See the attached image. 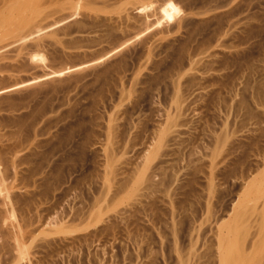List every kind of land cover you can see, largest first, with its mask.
Masks as SVG:
<instances>
[{
	"label": "rangeland",
	"instance_id": "obj_1",
	"mask_svg": "<svg viewBox=\"0 0 264 264\" xmlns=\"http://www.w3.org/2000/svg\"><path fill=\"white\" fill-rule=\"evenodd\" d=\"M28 1L0 27V264H264V0Z\"/></svg>",
	"mask_w": 264,
	"mask_h": 264
},
{
	"label": "bare ground",
	"instance_id": "obj_2",
	"mask_svg": "<svg viewBox=\"0 0 264 264\" xmlns=\"http://www.w3.org/2000/svg\"><path fill=\"white\" fill-rule=\"evenodd\" d=\"M28 0H2V1H0V27H2V26H6V29H8L9 27V25H10V27L11 26H13V27H16V23L18 22V21H21V23H23L25 20H26V18H28L27 17V13H29V12H27V10L28 9H30L29 7V4H30V2H29V4H28ZM29 6V7H28ZM4 12H6L7 13V15H6V13L4 14ZM3 14L6 16V17H9V18H6V17H4L3 16ZM9 15V16H8ZM16 16L17 17H20L21 19L22 18H24V19H17L16 18ZM26 16V17H25ZM6 18V19H5ZM11 18V19H10ZM9 21H8V20ZM16 19H17V21H16ZM13 20V21H12ZM15 20V21H14ZM11 21L12 22H16V23H14L15 24V26L13 25V24H11ZM23 21V22H22ZM26 22V21H25ZM27 23V22H26ZM26 23H24V24H26ZM1 29H3V28H1ZM10 29H12V27L10 28ZM20 45H21V43H19ZM24 45V44H23ZM20 47V46H19ZM179 82V81H178ZM172 83V82H171ZM176 83V82H175ZM174 82L172 83L173 85H178L177 83L175 84ZM124 84V83H123ZM122 88H124V87H122ZM123 91V90H122ZM124 92H122V94H123ZM111 130V129H110ZM113 131H114V129H112ZM111 130V131H112ZM110 131V132H111ZM112 133V132H111ZM164 133H168V132H164ZM163 133V134H164ZM162 134V135H163ZM169 134V133H168ZM168 134H167V137H168ZM115 135V134H114ZM166 136V135H165ZM167 140H168V138H160V140H159V143H158V146H163V145H165V143L167 142ZM1 182H2V179H1ZM13 186V185H12ZM13 188V187H12ZM11 189V187L10 188H8L7 186L3 189V192H4V194H3V198H4V200L5 199H7L8 198V196L10 195V190ZM14 189V188H13ZM11 212V211H10ZM242 214V213H241ZM14 215V214H13ZM239 218H241V217H239ZM237 220H239V219H237ZM235 223H238V222H236L235 221ZM234 226V225H233ZM236 226V225H235ZM16 228H19V227H16ZM231 228H232V226H231ZM15 230V229H14ZM18 230V232H20V230L19 229H17ZM15 233H17L16 231H14ZM14 235V234H13ZM21 234H18V236H20ZM15 237V236H14ZM17 237V236H16ZM20 237H22V235L20 236ZM19 240L21 239V238H18ZM17 239V240H18ZM29 239H30V237H29ZM16 240V241H17ZM18 240V242L20 243H22V239L19 241ZM233 241V240H232ZM20 243V244H21ZM25 243H26V241H25ZM24 243V244H25ZM231 243V242H230ZM15 244H17V242L15 243ZM233 244V243H232ZM232 244H230L231 245V247H233L232 246ZM236 244V243H235ZM17 245H15V247H16ZM18 246H20L19 244H18ZM22 246V245H21ZM235 246V245H234ZM23 247V246H22ZM25 247V246H24ZM23 247V248H24ZM19 248H21V247H19ZM18 248V249H19ZM229 248V247H228ZM25 249V248H24ZM235 250V251H234ZM241 251V250H240ZM236 249L235 248H232V249H230L229 250V252H227V254H225L224 256H220L221 257V259H219L220 261H219V263L218 264H223V262H224V264H237V262H238V260L236 259L237 257H236ZM220 253V252H219ZM226 253V252H225ZM244 253V252H243ZM27 254V253H26ZM222 255V254H221ZM243 255V254H242ZM242 255H241V257H242ZM244 256H246V255H244ZM28 258V257H27ZM223 258H224V261H223ZM239 258V257H238ZM244 258V257H243ZM245 259V258H244ZM247 259V258H246ZM27 260H30L29 258L27 259ZM245 261V260H244ZM213 262H214V260H213ZM218 262V261H217ZM226 262V263H225ZM246 262V261H245ZM239 263V262H238ZM244 263V262H243ZM35 264V263H34ZM215 264H217L216 262H215ZM242 264V263H241Z\"/></svg>",
	"mask_w": 264,
	"mask_h": 264
}]
</instances>
